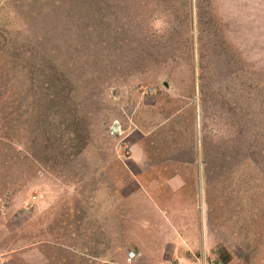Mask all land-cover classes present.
<instances>
[{
	"label": "rangeland",
	"instance_id": "374dc122",
	"mask_svg": "<svg viewBox=\"0 0 264 264\" xmlns=\"http://www.w3.org/2000/svg\"><path fill=\"white\" fill-rule=\"evenodd\" d=\"M6 16L41 43L0 32V264H264V0Z\"/></svg>",
	"mask_w": 264,
	"mask_h": 264
},
{
	"label": "trees",
	"instance_id": "16d2710c",
	"mask_svg": "<svg viewBox=\"0 0 264 264\" xmlns=\"http://www.w3.org/2000/svg\"><path fill=\"white\" fill-rule=\"evenodd\" d=\"M6 17H7L6 19L2 20V22L4 24L3 25L4 30L0 29V32L5 34V41L6 42H9L8 41L9 36H7L6 34L13 35L11 38L13 40L16 39V42L18 43V46L20 48L18 51V54H17L18 56L20 54H21V56L23 54H26L28 51H30L32 49V46L36 45L37 43H39V44L41 43V41L38 40L40 38V36L32 37L31 34L25 35L24 33L21 32L19 26H17V25L11 26L10 24H8V21H10L11 18H9L8 16H6ZM84 53H85V56H87V52L84 51ZM29 56H30V54H29ZM14 57H15V55H14ZM47 78H48V80H47V82H45V84L46 83L47 84L46 85L43 84L41 86V88L46 86L47 88H45V89H47V91H48L47 94L51 93V91H50L51 89L54 90L55 95H54V97L52 96V100L55 103L59 104L61 102V100L64 99V74L62 73V71L60 70L59 67L56 68V66H55V70H52V73L50 75H48ZM56 83H59V84H56Z\"/></svg>",
	"mask_w": 264,
	"mask_h": 264
},
{
	"label": "water",
	"instance_id": "95a60500",
	"mask_svg": "<svg viewBox=\"0 0 264 264\" xmlns=\"http://www.w3.org/2000/svg\"><path fill=\"white\" fill-rule=\"evenodd\" d=\"M166 85L168 86L167 83H166ZM112 130H113L114 132H118V124H117V123L113 126Z\"/></svg>",
	"mask_w": 264,
	"mask_h": 264
}]
</instances>
